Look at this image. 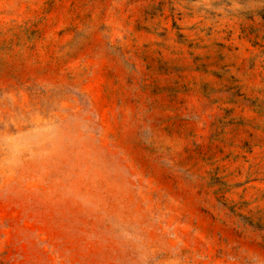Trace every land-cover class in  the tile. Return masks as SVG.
Instances as JSON below:
<instances>
[{"label":"rangeland","instance_id":"obj_1","mask_svg":"<svg viewBox=\"0 0 264 264\" xmlns=\"http://www.w3.org/2000/svg\"><path fill=\"white\" fill-rule=\"evenodd\" d=\"M0 264H264V0H0Z\"/></svg>","mask_w":264,"mask_h":264}]
</instances>
